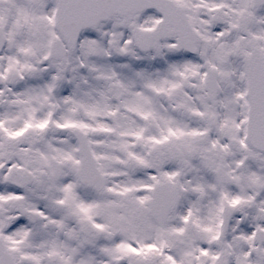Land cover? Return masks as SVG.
Returning <instances> with one entry per match:
<instances>
[{
  "label": "snow or ice",
  "instance_id": "6c2138e0",
  "mask_svg": "<svg viewBox=\"0 0 264 264\" xmlns=\"http://www.w3.org/2000/svg\"><path fill=\"white\" fill-rule=\"evenodd\" d=\"M0 264H264V0H0Z\"/></svg>",
  "mask_w": 264,
  "mask_h": 264
}]
</instances>
